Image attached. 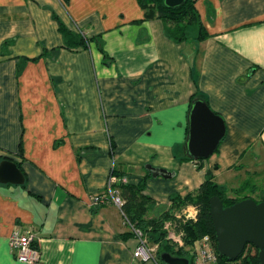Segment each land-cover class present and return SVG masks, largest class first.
<instances>
[{"label":"crops","instance_id":"obj_1","mask_svg":"<svg viewBox=\"0 0 264 264\" xmlns=\"http://www.w3.org/2000/svg\"><path fill=\"white\" fill-rule=\"evenodd\" d=\"M195 4L209 35L197 39L193 26L175 42L139 0H0V162L20 163L26 179L0 183V264H28L12 252L16 229L38 236L32 264H147L134 256L138 238H122L130 227L120 208L92 205L114 167L133 184L147 165L174 172L146 180L150 218L208 172L229 192L264 200V0ZM59 20L101 36L112 61L95 42L65 47ZM194 95L226 123L202 162L181 160Z\"/></svg>","mask_w":264,"mask_h":264},{"label":"trees","instance_id":"obj_2","mask_svg":"<svg viewBox=\"0 0 264 264\" xmlns=\"http://www.w3.org/2000/svg\"><path fill=\"white\" fill-rule=\"evenodd\" d=\"M139 2L146 10L145 19L162 18L166 34L175 42L186 41L189 37V29L193 26L198 31L197 39H205L209 35L200 19L195 0H185L183 4L175 7L166 5L165 0H139ZM59 30L63 36L65 47L70 49L79 47L88 48L92 42H95L99 50L104 53L105 60L109 63L112 61L104 49V40L101 36H88L83 30H72L61 20H59ZM57 51L58 49H53L50 56H55ZM45 54L46 52H43L41 56ZM35 59H38V57L21 59L19 69L28 60ZM195 99H197L196 95L192 97L190 109ZM187 133H189V122ZM181 160L194 159L189 154L184 153ZM202 161L203 159L199 160V162ZM18 166L22 169L20 163H18ZM126 175L125 172L114 167L109 175V180L112 179L111 188L114 191H118L124 200L122 215L126 224L130 227L127 223L129 221L135 227L140 228L151 243L158 244L157 258L162 264H166L161 259V254L164 252H169L174 256L189 258L190 262H192L196 251L195 244L205 234H209L212 237L214 245L217 248L215 227L211 216L210 198L212 196H219L225 206L232 205L247 197H228L225 193L227 189L218 184L213 174L208 172L204 182L197 190L189 192L184 196L178 193L172 194L170 196L171 205L169 209L158 217L150 218L148 217V212L156 206V201L145 193V189L146 180L148 177L153 176L152 172L148 170L147 174L137 184L129 182ZM107 192L106 190L102 194H107ZM257 202H260V200ZM188 205H194L197 208L196 219H183L177 216V213L181 212ZM170 226H175L177 233H183L182 239L184 245H180L178 241L171 242L167 239L169 233L168 227L171 228ZM130 235L136 237L134 231L130 229L129 232L122 234V238ZM184 246L191 248L186 249ZM258 252L259 249L256 246L249 244L237 260L231 261L219 253L218 256L221 264H260Z\"/></svg>","mask_w":264,"mask_h":264},{"label":"water","instance_id":"obj_3","mask_svg":"<svg viewBox=\"0 0 264 264\" xmlns=\"http://www.w3.org/2000/svg\"><path fill=\"white\" fill-rule=\"evenodd\" d=\"M185 0H165L166 5L175 7ZM226 136L224 118L214 112L208 103L195 99L189 114V133L184 145V153L194 160L208 159L213 155ZM153 176H173L174 172L147 165ZM25 174L17 162L5 158L0 162V183L23 185ZM211 216L215 227L217 250L229 260H237L247 245L259 249L260 264H264V200L245 198L225 206L219 196L210 198ZM166 264H190L189 258L174 256L169 252L161 254Z\"/></svg>","mask_w":264,"mask_h":264},{"label":"built area","instance_id":"obj_4","mask_svg":"<svg viewBox=\"0 0 264 264\" xmlns=\"http://www.w3.org/2000/svg\"><path fill=\"white\" fill-rule=\"evenodd\" d=\"M112 179L108 180L107 194H96L92 197V205L111 201L122 212L124 200L118 191L111 188ZM188 212L183 219H196L197 208L194 205L186 206L182 212ZM180 217V216H178ZM127 221V220H126ZM130 229L134 231L138 238L139 245L134 253L136 258L142 261L153 260L156 264H162L157 258L158 244L151 243L147 236L140 228L135 227L129 221ZM180 237V236H179ZM10 246L15 258L21 262L32 264L40 260V247L38 244V236L34 231H22L16 229L10 237ZM195 255L190 264H220L218 250L214 245L213 239L209 234L202 236L195 245Z\"/></svg>","mask_w":264,"mask_h":264},{"label":"rangeland","instance_id":"obj_5","mask_svg":"<svg viewBox=\"0 0 264 264\" xmlns=\"http://www.w3.org/2000/svg\"><path fill=\"white\" fill-rule=\"evenodd\" d=\"M197 33H198V31H197ZM226 193V195L228 196V197H230V198H237V197H243V196H245L244 195V190L243 189H241V190H234L233 192H229L228 190L225 192ZM257 201H258V199H256ZM260 201H262V200H260ZM179 214H180V217L182 218V217H186L185 215L186 214H188V212H179ZM167 239H169L171 242L173 241H175V239H172L171 237H169V233H168V235H167ZM186 249H189V248H191V247H189V246H184ZM147 264H154V261L153 260H149V261H147ZM221 264V263H220Z\"/></svg>","mask_w":264,"mask_h":264}]
</instances>
